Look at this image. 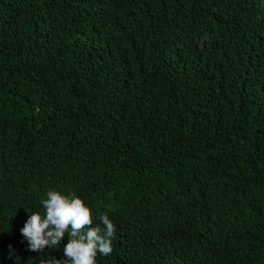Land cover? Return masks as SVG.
<instances>
[{
    "label": "trees",
    "instance_id": "1",
    "mask_svg": "<svg viewBox=\"0 0 264 264\" xmlns=\"http://www.w3.org/2000/svg\"><path fill=\"white\" fill-rule=\"evenodd\" d=\"M49 190L96 264H264V0H0V264Z\"/></svg>",
    "mask_w": 264,
    "mask_h": 264
},
{
    "label": "clouds",
    "instance_id": "2",
    "mask_svg": "<svg viewBox=\"0 0 264 264\" xmlns=\"http://www.w3.org/2000/svg\"><path fill=\"white\" fill-rule=\"evenodd\" d=\"M41 203L44 215L31 212L20 229L29 250L43 252L45 248L57 249L65 234L69 236L63 246L62 257L48 256L42 264H96L98 252L103 255L112 252L115 226L108 215L98 217L103 228L99 225L92 227V212L84 200L75 194L65 195L57 190H49ZM15 260L19 264L18 256Z\"/></svg>",
    "mask_w": 264,
    "mask_h": 264
}]
</instances>
